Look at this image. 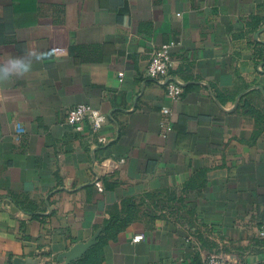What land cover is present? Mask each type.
I'll use <instances>...</instances> for the list:
<instances>
[{
    "label": "crops",
    "instance_id": "obj_1",
    "mask_svg": "<svg viewBox=\"0 0 264 264\" xmlns=\"http://www.w3.org/2000/svg\"><path fill=\"white\" fill-rule=\"evenodd\" d=\"M171 40L177 101L147 75ZM32 52L51 55L0 80V264H62L149 195L102 264L264 257V0H0V66ZM78 103L106 114L99 132L66 123Z\"/></svg>",
    "mask_w": 264,
    "mask_h": 264
},
{
    "label": "built area",
    "instance_id": "obj_2",
    "mask_svg": "<svg viewBox=\"0 0 264 264\" xmlns=\"http://www.w3.org/2000/svg\"><path fill=\"white\" fill-rule=\"evenodd\" d=\"M179 44L180 41L171 40L154 48L150 52L149 63L147 66V75L164 84L168 97L174 101L179 100L183 93L182 81L172 72V48ZM118 76L119 80L123 81L124 71H119ZM161 113L164 116V119L162 120L164 130L166 132L171 131L173 129V123L170 119L171 109L164 106L161 109ZM106 120V114L87 103H78L71 106L67 109L65 117L66 123L74 127L76 130L83 131L84 127L87 125L93 134L99 132ZM25 132L26 130L23 124L20 121H16L14 127L15 140H20ZM125 161V158L119 159L120 164L125 163ZM103 166H107L106 161L103 162ZM94 183L100 190L103 189L101 184V174L98 170H96L94 174ZM261 235L264 237V227L262 228ZM143 237V234H137L134 236L133 240L139 241ZM187 241H189V238ZM203 264H264V257L250 261L248 258H241L239 256H231L230 258H227L223 255L215 253L205 256L203 258Z\"/></svg>",
    "mask_w": 264,
    "mask_h": 264
},
{
    "label": "trees",
    "instance_id": "obj_3",
    "mask_svg": "<svg viewBox=\"0 0 264 264\" xmlns=\"http://www.w3.org/2000/svg\"><path fill=\"white\" fill-rule=\"evenodd\" d=\"M159 198L153 195L140 198H127L122 200L120 205H116L110 213V217L105 219L97 230L100 228L101 233L98 237L97 243L92 246L84 256L73 264H102L104 245L109 241L115 239L118 234L125 230L134 219L137 218L138 212L143 207H150L147 200H153L155 205H158Z\"/></svg>",
    "mask_w": 264,
    "mask_h": 264
},
{
    "label": "clouds",
    "instance_id": "obj_4",
    "mask_svg": "<svg viewBox=\"0 0 264 264\" xmlns=\"http://www.w3.org/2000/svg\"><path fill=\"white\" fill-rule=\"evenodd\" d=\"M50 53L36 54L35 52L28 55L16 56L9 59L7 63L0 66V80L10 76H24L32 71L34 63H41L50 58Z\"/></svg>",
    "mask_w": 264,
    "mask_h": 264
},
{
    "label": "water",
    "instance_id": "obj_5",
    "mask_svg": "<svg viewBox=\"0 0 264 264\" xmlns=\"http://www.w3.org/2000/svg\"><path fill=\"white\" fill-rule=\"evenodd\" d=\"M100 233L101 229L99 228L88 241L78 242L67 251L62 252L58 256V262L62 264H73V262L82 258L83 255L97 243ZM13 264H40V262L34 258L23 259L16 257L13 260Z\"/></svg>",
    "mask_w": 264,
    "mask_h": 264
}]
</instances>
